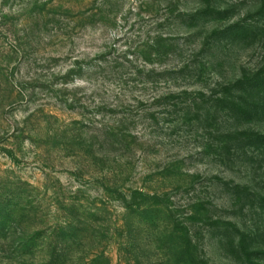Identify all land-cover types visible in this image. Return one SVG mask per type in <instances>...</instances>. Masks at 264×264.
<instances>
[{
    "label": "rangeland",
    "instance_id": "374dc122",
    "mask_svg": "<svg viewBox=\"0 0 264 264\" xmlns=\"http://www.w3.org/2000/svg\"><path fill=\"white\" fill-rule=\"evenodd\" d=\"M0 264H264V0H0Z\"/></svg>",
    "mask_w": 264,
    "mask_h": 264
}]
</instances>
